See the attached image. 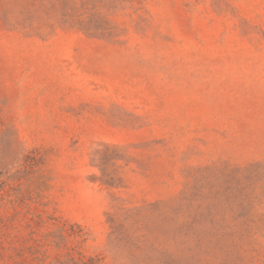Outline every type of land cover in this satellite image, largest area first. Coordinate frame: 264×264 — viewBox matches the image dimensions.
I'll list each match as a JSON object with an SVG mask.
<instances>
[{"label": "rangeland", "instance_id": "rangeland-1", "mask_svg": "<svg viewBox=\"0 0 264 264\" xmlns=\"http://www.w3.org/2000/svg\"><path fill=\"white\" fill-rule=\"evenodd\" d=\"M0 264H264V0H0Z\"/></svg>", "mask_w": 264, "mask_h": 264}]
</instances>
